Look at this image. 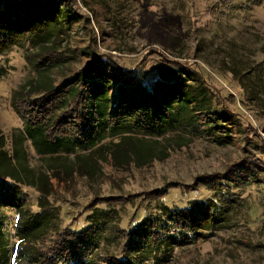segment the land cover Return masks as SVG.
Returning <instances> with one entry per match:
<instances>
[{
	"label": "rangeland",
	"instance_id": "1",
	"mask_svg": "<svg viewBox=\"0 0 264 264\" xmlns=\"http://www.w3.org/2000/svg\"><path fill=\"white\" fill-rule=\"evenodd\" d=\"M59 5L82 21L55 45L24 44L0 56L2 150L15 158L14 141L21 138L19 153L33 185L19 168L20 182L5 183L19 190L23 212L49 207L55 216L53 231L37 245L49 247L55 234L90 226L98 206L109 227L91 254L97 264L111 257L134 264H264V174L258 168L250 183L229 188L234 207L226 211V222L199 230L205 237L178 238L164 255L123 252L124 234L147 217L166 222L160 232L165 227L167 234L175 233L163 208L183 209L216 196L218 188L207 177L224 175L239 163L264 169V0H59ZM84 52L138 71L147 85L169 64L190 68L206 84L213 108L233 119L236 134L224 145L191 129L160 138L134 134L122 142L107 139L113 144L77 161L72 154L39 157L25 139V119L12 108L13 95L24 89L33 94L28 98H38L84 68L89 62ZM48 64L53 69L39 74ZM226 196L218 192L216 199ZM18 212L0 210V233L11 252L18 241Z\"/></svg>",
	"mask_w": 264,
	"mask_h": 264
},
{
	"label": "trees",
	"instance_id": "2",
	"mask_svg": "<svg viewBox=\"0 0 264 264\" xmlns=\"http://www.w3.org/2000/svg\"><path fill=\"white\" fill-rule=\"evenodd\" d=\"M81 19L65 6L60 8L59 0H0V56L24 44L40 49L47 44L55 45L56 39ZM84 53L89 57L84 68L61 84L39 92L42 94L38 98H28L33 94L24 89L13 95L12 108L25 119V139L39 157L72 154L77 161L98 154L107 143L112 145L107 139L122 142L134 134L160 138L176 130L191 129L217 145L226 144L236 134L233 119L213 108L206 84L190 68L169 64L147 85L138 71H124L109 58ZM51 69L53 64H48L38 72L42 75ZM19 139L14 141L15 158H10L2 150L0 138V210L9 207L19 211L15 225L18 241L13 252L6 248L0 233V264H97L91 254L100 234L109 227L106 214L98 206L89 217L90 226L78 232L66 230L55 234L49 247L37 245L44 243L53 231L55 216L49 207L34 214L23 212L19 190L5 183L7 178L20 182L17 168L27 179ZM79 152L90 155L80 157ZM249 164H235L224 175L206 178L217 186L219 194L227 195L223 200L216 199V192V196L192 201L183 209L164 207L161 214L172 223L175 233L167 234L169 228L165 227L159 231L165 221L162 225L155 218L142 220L124 234L125 256L132 251H156L164 255L178 238V242H183L205 237L200 231H209L226 222L225 213L235 203L229 188L250 183L251 174H256L255 168L264 174L261 166ZM28 183L33 185L32 180ZM1 224L0 221V232ZM109 232L117 237L112 227ZM100 261V264H134L128 259L121 261L112 257Z\"/></svg>",
	"mask_w": 264,
	"mask_h": 264
}]
</instances>
